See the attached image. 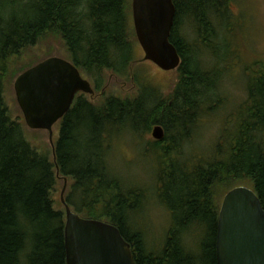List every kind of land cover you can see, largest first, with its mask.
<instances>
[{
  "label": "trees",
  "instance_id": "16d2710c",
  "mask_svg": "<svg viewBox=\"0 0 264 264\" xmlns=\"http://www.w3.org/2000/svg\"><path fill=\"white\" fill-rule=\"evenodd\" d=\"M231 1L174 0L177 14L170 41L181 56L179 81L168 100L156 99L153 111L142 117L151 120L148 127L155 123L180 135V127L186 126L181 119L196 126L200 113L220 104L212 97L221 73L205 70L201 57L218 47L219 22ZM127 4L128 0H7L0 5V264H67L66 217L53 200L59 179L70 183L69 206H79L83 218L116 226L137 264H217L218 192L249 186L264 209L262 72L248 86L249 98L234 115L232 132L226 130L210 162L159 172L158 194L172 217L161 255L148 250L144 233L132 223L143 208L139 200L144 190L127 187L105 158L108 140L131 126L144 104L152 102L150 96H112L100 106L78 96L60 125L56 163L26 140L24 124L12 120L4 96L8 62L51 34L64 40L71 62L97 89L103 86L105 72L123 76L130 70L136 60ZM184 20L193 23L195 44L180 29ZM203 231L213 239L201 245L205 257L197 253V244L194 252L186 242Z\"/></svg>",
  "mask_w": 264,
  "mask_h": 264
},
{
  "label": "rangeland",
  "instance_id": "374dc122",
  "mask_svg": "<svg viewBox=\"0 0 264 264\" xmlns=\"http://www.w3.org/2000/svg\"><path fill=\"white\" fill-rule=\"evenodd\" d=\"M132 2L133 0H128L126 12L129 37L136 61L123 76L110 71L105 72L103 86L100 89H97L95 84L84 75L91 82L95 94L81 95L96 106L102 105L112 96L122 100H134L145 94L155 100L145 103L140 110L141 115L129 123L136 127L137 132H134L130 126L108 140L105 158L110 169L124 180L127 187L144 190V198L139 200L143 208L134 214L132 223L144 233L148 250L155 255H161L172 225V217L158 194L159 172L162 169L168 172L172 169L181 170L185 168V164L189 168L200 161L210 162L216 154L215 151L222 137L226 135V130L231 134L233 121L236 118L234 115H237L239 108L249 98L248 86L254 83L259 72L264 73V0L231 1L226 16L219 22L220 40L216 41L218 47L211 52L206 51L201 57L205 70H217L221 73L218 91L212 97L214 101L219 100L220 104L212 106L211 111L205 110L200 113V120L196 126H191L188 121L181 119L180 122L186 126L180 127L182 132L180 135L163 128L165 132L163 142H157L152 136L153 129L159 125L154 123L148 127L151 120L142 117L146 118L153 111L159 99L162 101L169 99L176 88L180 74L178 70L164 71L153 62L144 61L145 54L138 42L134 27ZM6 3L7 0H0V5ZM180 29L184 37L191 43H196L197 35L192 22L184 20ZM53 57L72 61L64 40L52 34L13 57L7 66L4 95L12 120L24 124L26 140L39 153L48 154L52 162H54V154L49 132L27 127L17 102L14 84L23 72ZM60 125L59 122L53 128L55 144L59 138ZM64 186L63 179H59L53 192V200L55 208L65 213L61 203ZM69 190L70 183L66 197L69 195ZM224 196L225 194L221 192L216 195L218 211L221 209ZM78 207L75 205L71 209L83 217L78 212ZM196 238L193 234L187 238L188 247L196 252L194 248L197 244V253L205 257L201 245L205 242L212 243L213 239L204 231L199 234L198 243L195 242Z\"/></svg>",
  "mask_w": 264,
  "mask_h": 264
},
{
  "label": "water",
  "instance_id": "95a60500",
  "mask_svg": "<svg viewBox=\"0 0 264 264\" xmlns=\"http://www.w3.org/2000/svg\"><path fill=\"white\" fill-rule=\"evenodd\" d=\"M132 9L144 61L164 71L178 70L181 56L170 41L177 14L174 0H133ZM14 89L27 127L49 132L56 163L54 126L71 110L77 95L93 96L95 90L72 62L58 57L23 72ZM152 136L163 141V127L156 126ZM64 185L61 203L66 216L67 264H137L131 245L116 226L73 212L66 200V178ZM216 256L217 264H264V209L256 192L247 186L231 189L222 200Z\"/></svg>",
  "mask_w": 264,
  "mask_h": 264
},
{
  "label": "flooded vegetation",
  "instance_id": "af4514ba",
  "mask_svg": "<svg viewBox=\"0 0 264 264\" xmlns=\"http://www.w3.org/2000/svg\"><path fill=\"white\" fill-rule=\"evenodd\" d=\"M133 21H134V19H133ZM80 95H81V94H79L78 96H80ZM78 96H77V97H78ZM77 97H76V98H77ZM75 101H76V100H75ZM74 103H75V102H74ZM61 122H62V120L60 121V123H61ZM164 140H165V137H164ZM164 140H163V141H164ZM163 141H160V142H163ZM157 142H159V141H157Z\"/></svg>",
  "mask_w": 264,
  "mask_h": 264
},
{
  "label": "bare ground",
  "instance_id": "6f19581e",
  "mask_svg": "<svg viewBox=\"0 0 264 264\" xmlns=\"http://www.w3.org/2000/svg\"><path fill=\"white\" fill-rule=\"evenodd\" d=\"M231 42V41H230Z\"/></svg>",
  "mask_w": 264,
  "mask_h": 264
}]
</instances>
